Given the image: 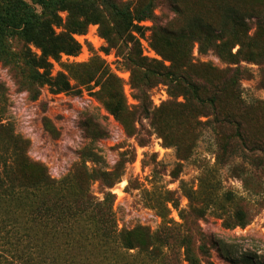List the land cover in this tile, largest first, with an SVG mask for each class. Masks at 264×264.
Instances as JSON below:
<instances>
[{"label":"rangeland","instance_id":"1","mask_svg":"<svg viewBox=\"0 0 264 264\" xmlns=\"http://www.w3.org/2000/svg\"><path fill=\"white\" fill-rule=\"evenodd\" d=\"M97 1L101 24L73 35L79 54L51 61V76L65 75L72 90L43 84L32 100L0 62V264H189L188 251L197 264H264V0ZM124 5L149 9L138 23L143 36L132 33L142 55L160 60L152 34L171 32L159 43L188 62L186 75L203 88L236 65L246 69L238 84L247 108L224 96L217 116L241 119L246 149L183 87L158 82L144 102L136 98L124 64L131 43L113 21ZM225 17L244 18L253 59L222 60L193 41L199 33L209 42L204 24L240 35ZM111 28L119 35L110 46L102 32ZM109 74L122 94L118 117L108 107ZM2 158L15 161L12 188ZM117 163L116 181L104 188L99 174ZM43 171L55 183L41 184ZM121 229H136L142 246L126 248Z\"/></svg>","mask_w":264,"mask_h":264},{"label":"trees","instance_id":"2","mask_svg":"<svg viewBox=\"0 0 264 264\" xmlns=\"http://www.w3.org/2000/svg\"><path fill=\"white\" fill-rule=\"evenodd\" d=\"M100 1L104 3L103 0ZM97 2V0H0V62L9 68L13 78H16L20 86L27 90L32 100L38 97L39 87L43 84L49 85L55 93L73 89L62 73L51 76V61L58 62L62 54L67 56L79 54L81 47L73 35L84 34L89 24H101L96 7ZM138 9L134 12L129 10L128 5L115 6L112 12L116 17L113 19L114 24L123 29L124 40L131 43V47L124 56V64L130 73V83L136 91L135 96L140 102L148 99L146 91L154 83L163 82L169 87H183L187 94H191L195 104L205 109H212L216 117L220 114V104L224 96L229 97L239 111L247 108L241 98L238 84L239 79L246 75L245 68L236 65L232 69H227L220 80L208 86V89L203 88V85L186 75L188 62L180 63V56L168 52L163 42L159 43L163 39L165 42L168 40L165 37H169L171 32L165 31L162 35L158 34V37H155L156 34L153 33L152 40H150V45L161 59H149L143 56L139 39L135 38L132 33L135 32L138 37L143 36L144 27L138 23L148 17L149 9ZM59 11H66V17L62 18ZM225 18L230 20L232 25L241 28L240 35L227 36L222 28L215 32L204 24L200 37L201 34L207 36L209 42L203 43V40L199 38V33L195 34L196 39L193 41L198 43L200 51L203 47L215 49L222 60L238 63L239 57H243V60L253 59V50L250 49L253 36L247 34V24L244 18ZM116 28L119 30L118 27ZM116 28L102 32L110 46L113 45L112 37L119 35L120 30ZM56 29L60 30L56 31ZM14 45L18 48L15 49ZM235 45H239V48L233 53L232 49ZM32 48H35L37 52L32 51ZM165 62L168 64L166 65ZM108 79L112 82L108 107L110 113L118 117L121 100L115 101V97L122 95L118 92V78L109 74ZM216 122L219 126L230 127L233 130L232 140L239 142L241 148L246 149V142L241 131V119L238 116L230 112L229 115H224L220 119L217 117ZM197 123L204 124L199 121ZM218 146L222 151L221 155H225L228 144L221 140ZM2 159H4L3 172L7 178V186L12 188L19 181L15 173V161L13 163L12 159L10 165L7 166V160ZM117 166L118 163L111 172L99 174V181L104 188L110 189L116 181ZM38 181L45 186L55 183L44 171ZM109 197H112V194L107 192L103 202L110 201ZM117 236L128 249L142 246L143 242L138 241L136 229H121ZM188 261L189 264H197L189 255V251Z\"/></svg>","mask_w":264,"mask_h":264}]
</instances>
